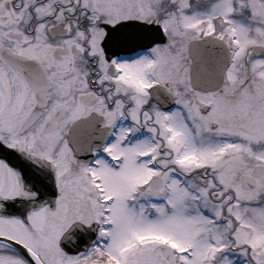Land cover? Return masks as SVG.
Segmentation results:
<instances>
[{
	"label": "snow or ice",
	"instance_id": "1",
	"mask_svg": "<svg viewBox=\"0 0 264 264\" xmlns=\"http://www.w3.org/2000/svg\"><path fill=\"white\" fill-rule=\"evenodd\" d=\"M0 264H264V0H0Z\"/></svg>",
	"mask_w": 264,
	"mask_h": 264
}]
</instances>
